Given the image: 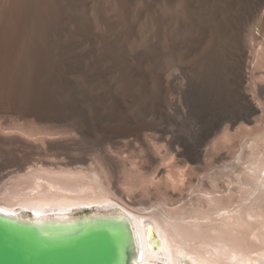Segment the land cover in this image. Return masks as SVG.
<instances>
[{
    "label": "bare ground",
    "instance_id": "6f19581e",
    "mask_svg": "<svg viewBox=\"0 0 264 264\" xmlns=\"http://www.w3.org/2000/svg\"><path fill=\"white\" fill-rule=\"evenodd\" d=\"M263 62L264 0H0L1 114H14L25 122L34 117L33 121L37 119L45 125H64L71 134L85 139L91 132L98 141L111 144L121 138L148 142L147 138L157 134L173 137V112L169 110L175 102L169 108L168 94L177 92L185 107L193 108L195 73L213 77L211 82L218 80L213 82L224 86L227 101L220 99L235 106L239 115V111L245 112L244 124H251V116L259 109L253 102L264 105V85L255 81L256 68L264 66ZM259 74L264 76L263 71ZM123 101L127 107H136L130 106L132 117H121L117 123L113 116L118 113L112 109L119 111L117 105ZM4 116L2 121L7 119ZM227 120V129L238 123ZM14 125L13 129L17 126ZM216 126L215 122L206 129L204 143ZM11 128L0 123V142H6L3 145L26 140L19 135V127V134ZM39 129L34 130L41 135ZM47 129L48 134L50 128ZM23 130L24 133L27 129ZM51 133L47 136H54ZM26 136L32 138L33 144L48 148L55 143L65 148L72 138L49 140L46 135L33 133ZM204 143L196 142L191 151L200 157ZM243 146L246 151L237 150L235 153H240L231 156V165L202 177L199 185L206 182L207 191L198 189L195 198L187 197L173 208H167L163 201L165 205L138 209L129 208L121 198L117 200L102 169L89 164L85 167L86 159L68 157L66 163H57L67 154L64 151L63 156L58 150L62 157H54L56 163L42 157L36 165H29L26 155L20 159L13 149H7L5 163L14 167L12 170L24 167V171H9L10 176L0 189V212L30 216L36 222L73 219L86 211L123 215L130 221L136 238L138 253L134 264H264V132L244 138ZM183 151L181 158L187 152ZM193 163L186 162L192 172L198 168ZM183 172L179 173L183 176ZM220 174L233 178V182L226 183L227 188L219 187ZM183 177H179L181 182L186 178ZM136 179L142 188L153 185V181ZM175 183L177 179L170 177L165 184L174 188Z\"/></svg>",
    "mask_w": 264,
    "mask_h": 264
},
{
    "label": "rangeland",
    "instance_id": "374dc122",
    "mask_svg": "<svg viewBox=\"0 0 264 264\" xmlns=\"http://www.w3.org/2000/svg\"><path fill=\"white\" fill-rule=\"evenodd\" d=\"M263 64H264V62H263ZM250 66H251V64H250ZM259 66H261V68L257 67L256 68L257 70L255 69L256 70L255 73L257 74V75H255V78H257V79H255V81H257V83L260 82L262 85H264V81H263L264 79L263 80L260 79V78H264V76L262 75L263 77H261V74H259V71L260 72H262V71L264 72V66L263 65H259ZM195 74H194L195 77L193 76V82H192V84L194 85L192 90L194 89L193 91H194V94H195V98H194L195 106L193 108L188 109L181 102L182 101L181 97L179 98L180 95L177 92L170 91L169 93L173 92V94L172 95L168 94L169 102L172 105V106L169 105V108L173 107V102H175L173 108H170V110L168 108L169 113H170V111L173 112V113H170L171 114L170 117L171 118L173 117L172 118L173 119L172 132H173L174 136L173 137L170 136V135L160 136V135L157 134V135H154L155 137H151L152 136L151 135L150 136L151 138H149V139L147 138L148 142L147 141L146 142H144V141L135 142V141H131L130 139L121 138V139H118V141H119L118 143L111 144V143L106 142V141H98V138H96V135H94L95 134L94 132L93 133L91 132L90 133L91 135L90 134L87 135V137L85 139L84 137H81L78 134H75L74 132H72V134H71L70 130H69L70 128L69 127L65 128L64 125H61V126L58 125V124H54L53 125V123L52 124L47 123V125H45L46 122H40L37 119H36L37 122L34 120L36 122V124H35V122L32 120V119H35L34 117H30L31 121H33L32 123H30L31 122L30 120H29L30 121L29 122L26 119H25L26 120V122H25L23 119L21 120V118L19 116H17V115L10 114V113H5L4 114L3 112L1 114V112H0V121H2L3 115H5L4 119L7 117V119H6L7 121L3 120L4 122L2 121L0 123H2L4 125V127H7V128H11L12 127L11 128V130H12L14 122H15V125H17V126L15 127L16 129L14 128L13 130L17 131V129H18L17 127H19L21 133L18 132L19 130L17 131L18 133L16 131H15V133H17V134L20 133L19 135L21 137H23V139H26L25 141L27 143H28V141L31 143L32 142L31 141L32 138H29V139L26 138L27 137L26 134L32 136V133H33V136H35V135L41 136L42 135V137H43V135H46L45 137L47 139H49V140L50 139L51 140L52 139L53 140H55V139L58 140V139H61L62 137H64V138H67V137L71 138L72 137L73 138V139L71 138V140H70L71 143L69 142V145H67L68 147L66 146L65 148L61 147L59 144H56V143L48 148V146H46V145H42V146L39 147L40 144H38L37 142H34L36 144H33V142H32L31 145L29 143L27 144L25 141L21 143L20 141H17V140H15V141L13 140L12 142L7 141L6 145H3L6 142H4V143L0 142V144L3 145V146L0 145V154H2V155H0V159L1 160L4 159V162L3 161L0 162V165H1L0 166V189L3 187L4 183L7 181L8 176H10V174L8 175V173H10L9 171L14 169V167H9V165L5 163V158L6 157L4 158L5 152L7 151V149H9V150L13 149L15 154H17V157L20 158V159L21 158L24 159L25 155H26V158H25L26 159V163L29 164V165H32V163L36 165L37 163H39V160L42 159V157H43V160H44V157H46V158L49 157L50 159L47 158L49 161H51V162L54 161L53 163H56L55 159H53V158L57 157V159H58V158H60L59 156H61V155L64 156L66 154L64 151H67L66 157L65 156L64 157L61 156L62 158H60V160L59 159H58V161L56 160L57 163L59 161L61 163H66L68 161V159H67L68 157L77 158V159H79V158L86 159L85 160L86 162H84L85 164H83V165L86 167V164L87 165L89 164L90 166H94L95 165L98 168H101L103 173H104L103 175L104 176L106 175L104 177V179H105V182H106L108 188L111 189L110 190L111 193L112 192L114 193V197L117 198V200H121L122 199L121 201H123L125 203L127 202L126 204L130 205V207L129 206L128 207L131 208V209L132 208L133 209H138L141 206H142L141 208H146V207L147 208H152V207L157 206L159 204H163V205L166 204L165 206L167 208H173L174 206L175 207L179 206L187 197H188V199L190 197L191 198H195L196 194L198 193L197 191L203 190V189H205V191H207L209 189V186H208V184L206 185V182L203 183L204 185L202 184V186L199 185V182L202 179V177L206 173L209 174L212 171L213 172H219L220 169L231 165L234 162V160L232 158L234 156V154L238 155L241 152L242 148L244 149V152L246 151V148L243 146L244 138H247V137H249L250 135H253V134L260 133L262 131L264 132V105L261 106L258 103H256V101H254L253 102L254 105L257 108H259L258 111H257L258 113L256 112L257 114L255 113V114H253L254 116L253 115L251 116V119H252V123L251 124H244L245 123L244 122V120H245L244 118L246 117L247 114L245 112L239 111V113H240V115H239L237 110H235L236 109L235 106H233V107L229 106V104L227 102H225L227 100H226V97H225V94H224V91H223L224 90V86L221 85L223 88L220 90L221 86H219V84H221V83L219 82L218 85L216 83H214V82H217L218 80H216V79L213 80L212 79V82H211V78H213V77L208 76V78H207V74H203L206 77H204V76L202 77L200 74L198 75V73H195ZM199 76H201V78ZM199 83L200 84L202 83V86L201 85L199 86L198 85ZM207 83H209V84H207ZM196 84H197V86H195ZM206 84L208 85V87H207ZM210 84H212V85H210ZM212 86H213V88H212ZM222 91H223V93H221ZM207 93H208V95H207ZM140 96L143 98V96L141 94H140ZM140 96L138 95L139 99L141 98ZM172 96L175 99L174 101H173L172 98H170ZM220 97L223 98V99L225 98L224 99L225 101L223 99H220ZM263 97H264V95H263ZM142 98H141V101H143ZM217 98H218V100H217ZM179 99H180V102L178 103ZM107 100H109V98H106V101ZM118 100L122 101V99H120V97H119ZM138 100L135 101V102L138 103L140 101V100L139 101ZM119 101H118V103H119ZM121 101H120V103H122ZM263 102H264V100H263ZM180 103H182L181 104V105H183L182 107H180ZM125 104L126 103L123 101V104L117 105L118 107L120 106L119 111L116 110L118 108H115V109L111 108L112 111L114 110V112L117 111V113H118V114L115 113V115L113 116V119L115 121H117V123H118V121L121 120L120 119L121 117L122 118L123 117L126 118V116L127 117H129V116L132 117V113L131 112L133 111V109L136 106L135 105L134 106L130 105L131 108L134 107L133 109H131L130 106L127 107L128 104H126V105ZM122 105L124 107H121ZM223 106H225V107H223ZM105 108H107V110H109V111L111 110L110 107H105ZM175 108H177L176 110L179 111V112H177L175 110ZM228 109H230V110L232 109V110L230 111ZM224 110H226V111L224 112ZM180 111H181V113H180ZM225 113L227 115H225ZM235 113H237L236 117H235ZM229 114H231V116ZM10 115L12 116V119H13V117L16 118V119H13L15 121H13L11 119ZM220 116H222V118ZM227 118H228V120L231 119L232 121H235V120L238 121V123H236L235 127L234 128L232 127L233 129L232 128L230 129L229 127L227 129V126L225 124ZM27 119H29V118H27ZM219 119L220 120L222 119L221 120L222 122L220 121L219 123H217ZM38 121L40 122L39 124H38ZM27 122H29L30 124H28ZM215 122H216L217 126L215 127L214 130H212V133L210 134L208 139L205 140V143H206V145H205L203 140H204V137H205L206 129H209L212 126V124L215 123ZM9 123H10V126L8 125ZM20 124L23 125L24 130L26 128L29 131V128H30L31 131L33 129V132L29 133L27 130H25L29 134L27 132L25 133V131L21 128L22 126ZM32 124H34L35 126L37 124L40 125V126H41V124L42 125L44 124L43 128L45 129L44 132L47 130L46 133L43 134L44 132H43L42 126L40 127V129H42V130H40L39 128H36L38 125L35 127ZM220 124H221V126H223V128H221ZM224 124H225V126H224ZM28 125L29 126L32 125V126L29 127ZM33 126L35 128H31ZM45 126H48L47 128H50V132H52L51 134L52 135L54 134V136H47V135H49L50 132L47 134L49 129H47ZM54 127H55V130L53 129ZM56 128H58V131H57ZM34 129L35 130L39 129L41 131V135H39L40 132H37ZM52 129H53V131H52ZM21 130H23L24 133ZM60 130L61 131L62 130L65 131L66 130L65 132H66L67 135L63 136L62 134H64L65 132L63 133V131L61 132ZM59 131L61 132V135L60 134L59 135L56 134V133H60ZM68 132L70 134H68ZM73 134H74V136H73ZM75 135H77V137ZM74 137L77 138V139H75L77 142L74 140ZM81 138H83V139H81ZM95 138H96V141H98L99 143L94 140ZM151 139H153V140H151ZM150 140H151L152 143L149 142ZM201 141H202V143H204V145H203L204 148L202 147L203 153L199 157V155H197L196 153H193L191 151L190 147L195 145L196 142L198 144ZM15 142L17 144H20L21 146L17 145ZM101 142H103V143H101ZM23 143H26V144H23ZM192 143H194V144H192ZM224 144H225V146H224ZM8 145L13 146V147H9ZM28 145L32 146L33 148L30 147V148H32V149H30ZM35 145H38V147H36ZM14 146L16 147V149H14L15 148ZM183 146H184L185 151H187V152H185V156H183V157H185L187 160L185 158H181L182 156L180 155L182 152L184 153ZM206 146H208V147L206 148ZM42 149L45 150V151H43ZM4 150H5V152H4ZM46 150H47V152H46ZM58 150L59 151L61 150L60 151L61 155H59L60 153H59ZM237 150H239L240 152L238 151V153L236 154L235 152ZM43 152L44 153L46 152V153L44 154ZM204 153H206V154H204ZM47 154H48V156H47ZM190 154H192V156H189ZM207 154H209V155L207 156ZM44 155H46V156H44ZM69 155H71V156H69ZM186 155L188 156V158H187ZM39 156H41V158L37 159V157H39ZM202 156H204V157H202ZM29 157H31V158H29ZM33 158H34V160L35 159L36 160L34 161ZM31 159H32L33 162L30 161ZM62 159H63L64 162L61 161ZM190 159H191V161H190ZM48 160L45 159V161H48ZM123 160H126V161H123ZM184 160H185V162H183ZM123 162L124 163L126 162V163L123 164ZM186 162H187V165H188V162L189 163L190 162H194L193 163V167H195V169L198 167L196 169L197 171H194V172H192L193 170L189 171L188 167L186 166ZM225 162H227V163H225ZM92 163H94V164H92ZM18 169H17V167H15V170L17 172L18 171L19 172H23L24 171V167H22L23 170L21 169V167H18ZM15 170H12V171H15ZM133 170H135L134 173H132ZM183 170H184V172H183ZM185 171H187V172H185ZM179 172H183V176L184 177ZM200 172H202V173H200ZM184 173H185V175H184ZM199 173H200V175H199ZM128 174H130L129 175L130 178H129V176H127V178L124 177V176H126ZM139 176L141 177L142 180L139 178ZM222 176L224 177V174H222V175L220 174L218 176V182H219L218 184H220L219 187L222 186L221 189H224V188H227L226 186H228V185H226L227 182H229V184L231 182H233V180H232L233 178L231 179V177L228 176V175H225L226 176L225 178H223ZM170 177H173L175 179V181L177 179V184L175 183V185H177V186H172L174 188H169L170 186L167 187V185L165 184L166 181ZM179 177H183V178L186 177V178L184 179V182H181V181H183V179L179 178ZM220 177H222V178H220ZM136 178L140 179V181H153V185L152 186L150 185L151 187L148 186L146 188H142V187H140L138 185V181H137ZM219 178L221 180L222 179H224V180L226 179L228 181H226V180L225 181L224 180L220 181ZM127 179H129V180L127 181ZM131 179H134V180H131ZM135 179H136V181H135ZM178 179H179V181L181 180L180 181L181 184H179ZM230 179L232 181H230ZM125 180H126V182L124 183ZM132 183H133L134 186L132 185ZM126 185H127V187H126ZM130 185H131V187L132 186L133 187L130 188ZM205 186H206V188H205ZM136 187H137V189H136ZM125 189H126V192H125ZM140 191H141V193H140ZM144 191H145V193H144ZM187 193H189V194H187ZM185 195H186V197H185ZM183 196H184V198H183ZM188 199H186V200H188ZM159 200L162 201V202H160ZM163 201L165 202V204H164ZM167 202H168V204H167ZM152 203H153V205H152Z\"/></svg>",
    "mask_w": 264,
    "mask_h": 264
},
{
    "label": "water",
    "instance_id": "95a60500",
    "mask_svg": "<svg viewBox=\"0 0 264 264\" xmlns=\"http://www.w3.org/2000/svg\"><path fill=\"white\" fill-rule=\"evenodd\" d=\"M137 253L132 225L123 215L86 211L73 219L36 222L0 212V264H134Z\"/></svg>",
    "mask_w": 264,
    "mask_h": 264
}]
</instances>
